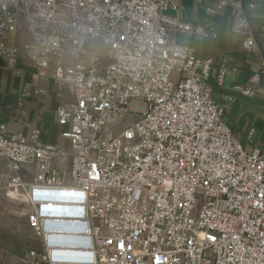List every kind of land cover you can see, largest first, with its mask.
<instances>
[{
    "label": "built area",
    "instance_id": "obj_1",
    "mask_svg": "<svg viewBox=\"0 0 264 264\" xmlns=\"http://www.w3.org/2000/svg\"><path fill=\"white\" fill-rule=\"evenodd\" d=\"M260 2L215 0L205 12L229 9L242 49L261 52L251 27ZM176 9L0 0V62L24 58L71 91L53 116L68 149L0 124V194L30 210L34 264H264V151L234 139L222 121L234 98L214 100L211 59L172 35L216 41L215 28L180 22ZM250 85L264 87V66L232 89L251 98Z\"/></svg>",
    "mask_w": 264,
    "mask_h": 264
},
{
    "label": "crops",
    "instance_id": "obj_2",
    "mask_svg": "<svg viewBox=\"0 0 264 264\" xmlns=\"http://www.w3.org/2000/svg\"><path fill=\"white\" fill-rule=\"evenodd\" d=\"M169 1L177 7L169 14L178 21L211 24L215 28L218 34L216 41H200L175 32H172V35L178 43L182 36L187 41V44L183 45L192 46L199 59H211L208 84L213 89L214 100L222 102L224 96L234 98L231 102H225L223 113L230 115L229 122L241 132L236 137L232 132L234 139L242 144L247 153H251L255 148L264 151V135L255 139L256 133L251 125L257 127L259 122L254 120V115L250 112H258L264 119V87L250 85L254 91L251 98L237 97L232 89L236 84L247 83L252 73L264 66V48L261 52L242 49L240 41L231 32L229 9L214 16L207 15L206 7L215 0ZM251 27L257 43L264 47V0L258 11L251 16ZM223 61L226 62L225 75L221 87H217L216 76ZM70 101V89L54 83L49 73H39L30 68L24 58L17 59L12 69L0 62V124L7 125L8 132L25 135L30 130L37 129L40 143L68 149V142L61 137L65 128L55 124L53 116L57 106L68 104ZM224 124L230 128L229 124ZM58 159L61 160V157ZM64 163L68 164L69 158L66 157Z\"/></svg>",
    "mask_w": 264,
    "mask_h": 264
},
{
    "label": "rangeland",
    "instance_id": "obj_3",
    "mask_svg": "<svg viewBox=\"0 0 264 264\" xmlns=\"http://www.w3.org/2000/svg\"><path fill=\"white\" fill-rule=\"evenodd\" d=\"M179 43L187 44V41L180 36ZM53 64H56V62ZM28 66L32 68L29 64ZM250 112L254 115V120L259 122L257 127L251 125L256 133V139L259 135H264V119L261 118L260 113ZM133 118L135 117H129L127 120H133ZM222 119L224 123L229 124L230 129L232 128L235 137L241 134L229 122L230 115L225 113ZM29 213L30 210L21 201L0 194V264H34L27 257L28 252H39L40 247L33 229L27 221Z\"/></svg>",
    "mask_w": 264,
    "mask_h": 264
},
{
    "label": "snow or ice",
    "instance_id": "obj_4",
    "mask_svg": "<svg viewBox=\"0 0 264 264\" xmlns=\"http://www.w3.org/2000/svg\"><path fill=\"white\" fill-rule=\"evenodd\" d=\"M213 239H214V237H213Z\"/></svg>",
    "mask_w": 264,
    "mask_h": 264
}]
</instances>
